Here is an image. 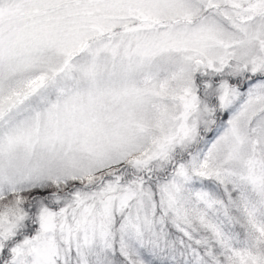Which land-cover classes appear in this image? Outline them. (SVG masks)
Segmentation results:
<instances>
[{"label":"snow or ice","instance_id":"obj_1","mask_svg":"<svg viewBox=\"0 0 264 264\" xmlns=\"http://www.w3.org/2000/svg\"><path fill=\"white\" fill-rule=\"evenodd\" d=\"M0 264H264V0H0Z\"/></svg>","mask_w":264,"mask_h":264}]
</instances>
